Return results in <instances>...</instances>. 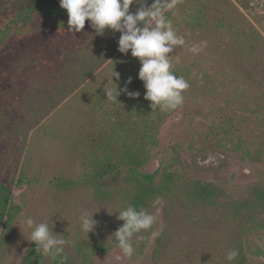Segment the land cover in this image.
Instances as JSON below:
<instances>
[{"label":"rangeland","instance_id":"obj_1","mask_svg":"<svg viewBox=\"0 0 264 264\" xmlns=\"http://www.w3.org/2000/svg\"><path fill=\"white\" fill-rule=\"evenodd\" d=\"M14 13L0 15V182L20 211L5 231L0 264H20L26 255L33 243L28 217L66 240L45 264L58 256L68 264H233L226 256L239 245L246 264H264V210L229 207L264 187V0H176L165 13L185 38L169 54L172 71L190 87L149 147L146 170L171 173L176 182L149 201L156 223L133 237L132 257L110 236L124 223L115 211L130 205L133 188L121 184L97 197L85 182V149H74L73 127L86 120L89 105L109 100L105 88L142 81L141 62L131 50L118 51V31L97 35L86 20L75 32L68 13L61 24L41 9L23 26ZM201 41V52L190 51ZM197 180L220 195L210 203L186 197ZM84 211L98 221L89 234L80 228Z\"/></svg>","mask_w":264,"mask_h":264},{"label":"trees","instance_id":"obj_2","mask_svg":"<svg viewBox=\"0 0 264 264\" xmlns=\"http://www.w3.org/2000/svg\"><path fill=\"white\" fill-rule=\"evenodd\" d=\"M138 7L133 4L130 11L135 12ZM10 9L15 12L14 19H21L23 26L27 25L32 12L36 10H43L61 24L67 13L60 6V0H8L0 4V15ZM2 33L0 29V35ZM137 83L127 84L123 81L119 83V88L127 85L129 91L140 93L138 98L121 92L119 100L115 102L108 100L102 104L89 105L86 120L81 125L74 124L73 147L79 151L85 149L82 154L87 167L85 182L94 189L98 198L110 197L113 186L128 184L133 188L129 197L130 205L140 210L146 209L150 200L171 193L176 182L171 173L159 174L145 168L150 160L149 147L158 143L161 121L175 109H152L151 102L144 98L146 89L142 81ZM93 108L95 113L88 114ZM19 181H22V176ZM219 195L220 192L213 184L199 180L193 181L185 192V196L191 200L204 203H210ZM252 206L264 210V187H257L249 200L233 201L229 205L235 210L250 209ZM19 211L20 206L14 201L11 187L0 182V254L6 243L5 231ZM237 247L239 255L232 261L233 264H246L243 248L241 245ZM45 261V255L36 252V244L33 242L20 264H45ZM55 264H68V261L64 256H58Z\"/></svg>","mask_w":264,"mask_h":264},{"label":"clouds","instance_id":"obj_3","mask_svg":"<svg viewBox=\"0 0 264 264\" xmlns=\"http://www.w3.org/2000/svg\"><path fill=\"white\" fill-rule=\"evenodd\" d=\"M133 4L139 5L135 12L130 11ZM176 0H154L147 6V0H60V6L68 13L69 29L79 32L84 29L86 20L95 29L97 35H103L106 29L121 33L118 40V51L139 58L141 68L138 76L144 82L145 99L151 102L152 109L159 107L162 111L177 109L184 103V90L190 87L183 76H177L172 71V61L169 54L175 46L185 44V38L177 34L172 21L165 13L175 7ZM207 44L206 41L194 43L190 51L199 53ZM111 79L118 81L120 73L112 71ZM131 77L127 84L131 83ZM107 99L115 102L121 92L132 98H138V91H129L127 85L118 90L105 88ZM117 219L124 223L112 233L113 241L127 257L135 253L133 237L142 230L152 228L156 216L147 209L137 210L127 206L117 210ZM95 213V212H94ZM94 213L84 211L80 215V228L89 234L94 231L98 221ZM110 214L113 212H109ZM32 229L30 241L35 242L36 252L43 255H58L63 253L66 240L54 235L53 228L45 223L35 224L33 218L25 221ZM239 255L238 250H229L226 256L233 261Z\"/></svg>","mask_w":264,"mask_h":264}]
</instances>
